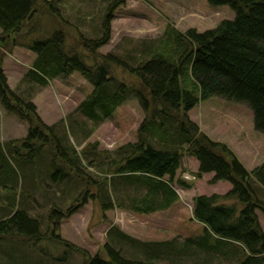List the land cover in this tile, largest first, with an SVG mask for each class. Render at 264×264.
I'll list each match as a JSON object with an SVG mask.
<instances>
[{
	"label": "trees",
	"instance_id": "16d2710c",
	"mask_svg": "<svg viewBox=\"0 0 264 264\" xmlns=\"http://www.w3.org/2000/svg\"><path fill=\"white\" fill-rule=\"evenodd\" d=\"M59 1L0 0V105L27 123L23 138L0 144V185L11 173H6L8 158H14L23 169L44 145L52 151L51 182H60L72 174L83 179L81 157L74 148L69 152L54 134L53 124L48 125L39 117L33 102L8 86L2 58L14 47H23L35 54L25 78L44 86L54 78L78 73L92 85L87 97L78 103L77 111L93 124L111 117L130 97L143 111L136 141L121 145L114 155L102 153L107 155L105 174L120 176L144 192L130 198L127 207L121 202L115 205L109 195H104L100 199L102 210L125 207L148 214L168 208L177 199L168 185L172 184L182 157L191 156L198 162L197 178L212 172L211 183L227 181L231 185L223 194L192 198V216L205 230L200 239L194 240L197 247L206 253L218 251L232 264H264V232L256 214V210L264 214V199L259 195L264 192V161L247 170L226 144L211 140L188 116L198 102L210 97L243 102L252 110L254 129L264 133V0H208L212 6L227 5L234 12L233 19H223L201 32L195 28L181 32L167 26L160 38L142 41L140 55L132 63L112 52H98L110 39L114 10L126 0L107 1L100 34L93 38L78 31V48L67 43L70 23L63 16ZM44 13L58 21L47 31L38 23ZM115 68L125 71L133 81L118 78ZM97 157L86 156L87 165H93ZM16 194L0 204V239L17 237L37 247L46 235L41 232L40 220L28 213ZM86 194L87 190L80 192V197L64 210L56 204L48 208L47 216L55 228L61 218L85 203ZM113 229L117 235L131 239L114 226L108 233ZM51 235L46 239L61 247V251L39 253L56 262H65L73 253H80L83 264H149V256L131 260L111 241L102 245L104 256L99 252L90 256L57 232ZM163 251L147 248L144 252L160 257ZM169 251L180 253L173 246Z\"/></svg>",
	"mask_w": 264,
	"mask_h": 264
},
{
	"label": "rangeland",
	"instance_id": "374dc122",
	"mask_svg": "<svg viewBox=\"0 0 264 264\" xmlns=\"http://www.w3.org/2000/svg\"><path fill=\"white\" fill-rule=\"evenodd\" d=\"M107 1H59L61 12L70 23V28L67 27V43L78 48V31L93 38L100 34L101 18ZM233 17L234 12L227 5L212 6L208 0H126L125 4L114 10L110 39L98 52H112L132 63L140 55L142 41L160 38L167 26H173L181 32L188 28L201 32L215 27L223 19L230 20ZM38 19L46 31L58 24L48 13L41 14ZM32 56V52L23 47H14L11 52L4 53L1 65L8 86L33 102L39 117L46 124H53L54 134L69 152L74 148L81 157L83 179L72 174L60 182H51L52 151L49 145H44L33 162L23 169L14 158H8L6 173L9 170L11 173L5 183L0 185V204L7 203V197L17 193L20 204L32 217L40 220L41 232L46 237L37 247L30 246L21 238H1L0 264H83L80 253H73L65 262L53 261L39 253V250L56 254L61 251V247L46 239L52 237L53 232L86 250L90 256L96 252L104 256L102 245L111 241L131 260H144L145 255L149 256L146 259L149 264H232V260L218 255V251L206 253L197 247L194 240L200 239L205 230L193 218L189 199L193 193H225L231 185L227 181L211 184L212 172L203 173L197 178L194 164L198 162L189 156L187 160H182L181 170L176 171L177 181L173 186L180 199L175 207L148 214L136 213L125 207H113L106 211L101 209L100 199L104 195H109L115 205L121 202L127 207L130 198L139 197L144 192L143 188H137L120 176L105 174L103 167L107 155L102 153L106 151L114 155L121 145L136 141L137 128L144 117L143 111L137 100L130 97L115 109L111 117L93 124L82 112L77 111L78 103L87 97L92 85L78 73L54 78L44 86L30 77L25 78L24 74L32 64ZM115 75L133 81L120 68H115ZM188 116L211 140L226 144L247 170L264 161V133L254 129L253 113L246 103L210 97L198 102L189 110ZM26 132V121L5 111L0 105V144L4 146L8 141L19 140ZM94 155L99 158L93 165H87V158L92 159ZM58 162L63 165L60 160ZM88 178L92 181H86ZM180 180L191 183L192 188L184 190L186 185ZM83 190H87L85 203L76 212L61 218L55 228L56 224L47 216L48 208L56 204L64 210L75 198L80 197ZM259 195L264 199V192ZM256 214L264 232V214L260 210H256ZM111 226L131 239L123 238L119 233L117 235L115 229L108 233ZM172 246L179 249L180 253L169 251ZM147 248L164 251L159 257L146 254L144 251Z\"/></svg>",
	"mask_w": 264,
	"mask_h": 264
},
{
	"label": "crops",
	"instance_id": "0c3cea01",
	"mask_svg": "<svg viewBox=\"0 0 264 264\" xmlns=\"http://www.w3.org/2000/svg\"><path fill=\"white\" fill-rule=\"evenodd\" d=\"M32 61L34 60V58H35V54L32 52ZM31 61V62H32ZM30 67V66H29ZM3 69V68H2ZM4 71V70H3ZM5 74V73H4ZM6 76V75H5ZM190 158H193V159H195L194 157H191V156H189ZM187 160L188 159V156H183L182 157V159H181V162H182V160ZM184 162V161H183ZM183 162H182V166H183ZM194 165H196L195 166V170H197V167H198V163L196 164V162H195V164ZM181 170V166H180V168L177 170L178 172ZM184 172H186V171H182V173H184ZM181 173V174H182ZM178 174V173H177ZM180 174V175H181ZM205 174V173H204ZM203 174V175H204ZM175 181H177L175 178H174V180H173V182H172V184L171 185H168L173 191H174V193H175V195H176V197H177V199H175L174 201H173V203L168 207V208H170V207H175L177 204H179V197H178V194H177V192H176V190H175V188H174V186H173V183H175ZM180 182L182 183V184H184V185H186V187H183L184 188V190H189L190 188H192V184L191 183H189V182H186L185 180H180ZM218 182H220V181H217V182H215V183H211V184H216V183H218ZM228 189V188H227ZM193 190V189H192ZM220 192H222V191H211V192H209L208 194H205V195H210V194H213V193H216V194H223V193H220ZM195 195H197V194H195V193H193L192 195H190V202H191V206H192V198L195 196ZM168 208H166V209H168Z\"/></svg>",
	"mask_w": 264,
	"mask_h": 264
}]
</instances>
